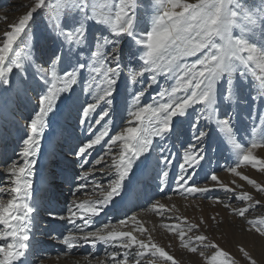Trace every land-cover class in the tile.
<instances>
[{
  "label": "snow or ice",
  "instance_id": "obj_1",
  "mask_svg": "<svg viewBox=\"0 0 264 264\" xmlns=\"http://www.w3.org/2000/svg\"><path fill=\"white\" fill-rule=\"evenodd\" d=\"M27 7L0 37V87H11L16 74L25 90L30 81L40 89L18 158L6 168L8 186L0 183V264H26L31 254L41 210L33 177L42 140L50 114L72 101L77 87L86 97L77 111L88 139L72 150L79 170L64 177L72 197L64 214L45 207L48 216L72 225L61 240L65 256L81 244L99 242L107 246L104 258L85 255L83 264H179L138 214L93 227L122 196L134 167L156 151L161 191L175 163L174 190L185 199H207L218 188L225 197H213V203L241 219L261 203L247 191L237 192L244 186L235 179L230 187L217 170L205 169L211 152H228L232 162L223 170L264 194V185L238 171L251 166L264 172V159L254 154L264 148V0H150L143 15L140 0H30ZM36 15L46 26L39 56L33 55L29 36ZM153 86L159 90L145 102ZM238 118L248 122L242 135L236 131ZM178 133L187 139L180 143L177 163L170 141ZM97 146L103 151L92 160ZM201 172L203 186L195 180ZM97 174L107 177V184L96 180ZM237 202L244 206H234ZM146 210L174 221L160 227L203 264H238L205 234L211 226L203 217L194 223L171 215L179 211L175 205L158 200ZM219 215L210 218L217 227L223 222ZM246 224L247 231L264 237V216ZM239 252L248 264H257L243 246Z\"/></svg>",
  "mask_w": 264,
  "mask_h": 264
},
{
  "label": "rangeland",
  "instance_id": "obj_2",
  "mask_svg": "<svg viewBox=\"0 0 264 264\" xmlns=\"http://www.w3.org/2000/svg\"><path fill=\"white\" fill-rule=\"evenodd\" d=\"M29 3L30 0H0V37L3 36L5 30H8V26L10 24L16 23L19 17L29 10L27 7ZM140 3L142 6L141 14L143 15L145 12V6L150 7V0H140ZM45 35L46 26L44 18L41 15L34 16V22L31 23V26L29 28V36L31 37L30 43L34 49L33 55L39 56L40 52L46 47V41L44 39ZM21 48H23V45H21ZM12 79L13 84L11 87L7 88V90H5L4 87H0V140L2 139L1 142L6 141L4 149L7 152L5 153V156L7 159L11 156L13 158L11 160L13 161L18 158L17 154L22 148V139L26 136L28 132L27 122L34 114V112L38 110V95L40 89L37 87L34 81H30L28 83L27 89L25 90L24 85L20 83V80L16 74L12 76ZM138 87L140 86L138 85ZM158 90L159 86L151 87L146 93L144 101L148 102L149 97ZM76 94L77 95L72 98V101H65L61 103L59 105V110L56 111L54 114H50L49 116L50 123L49 127L45 132V136H50L51 142L54 139L55 141L50 144V148H48L44 146L45 141L43 138L42 147L44 146L46 149H48L45 153L47 155L50 153L52 154L54 150V154H52V156L54 157L57 146H61L63 148L64 154H74L72 150L76 146H78L82 141L86 140H83L81 137L80 141L74 143L72 142V140H70V138H68V136L72 135L70 128L72 130H75V132H80L84 136L85 132L82 131H87L88 127L87 124L83 126L79 124L77 111L80 105L86 99V97L80 95L79 87L76 88ZM122 108L123 99L121 98V109ZM238 121L239 122L237 123L236 131L238 132V134L242 135L245 129L248 127V122L240 120L239 118ZM117 123H119L118 119L116 120V125ZM115 130H117L116 126H114V131ZM76 137V134L73 135L74 140H76ZM185 139H187L186 136L179 135L178 133V135L176 137H173L172 141H170V143L174 145L170 148V151L175 153V161L177 163L179 162L180 156V143L183 142ZM9 140L11 141L10 144H8ZM68 142H70L71 144H69ZM17 143L19 144L18 146ZM11 151L13 152L11 153ZM102 151V146H97L95 149L91 150L90 159L94 160L96 156L101 154ZM254 154L257 155L259 158L264 159V148H259L255 150ZM2 155L4 158V154ZM158 155L159 152L156 151L153 152V154L148 158L147 161H144L142 158L141 163L146 162L147 164V167L144 164V170L146 172L140 173L139 175L137 173L135 175L144 177L139 180L138 178H136L135 175L132 176L131 174L130 181L127 185L129 194L130 192L137 191V189H139V191H137V194H140V196L138 197V201L142 203L144 202V206L139 207V210H142V212L138 214V218L144 222L145 227L149 228L150 230L153 228L155 229V231L152 232L155 242L164 247L165 250L168 251L169 254L172 255L179 262V264H203V262L198 256L190 254L186 250L181 249L179 246L178 239L173 234L160 227V224L162 222L173 223L174 221L169 220L167 217H164L162 219L156 213H153L150 210H146L150 209V205L152 202L158 200L165 205H175V207L179 211L174 212L171 215L186 216L188 217L190 222L194 223H199L200 218L203 217L211 226L208 231L205 232V234L208 235L210 239L215 240V242L218 243L224 250L228 251L238 261V264H248L246 258H244L242 253L239 252L240 246H243L245 250L250 253L252 258L257 260V264H264V237L259 236L254 231L246 230L247 219H256L257 217L264 216V194H257L251 186L247 185L246 181L241 180L239 177H233L230 173L225 172L223 170L232 162L231 159H229L230 154L228 152H211L210 155L212 156V160L209 165H206L205 171L217 170V174L219 175L220 179L224 183L229 184L230 187L233 186L231 184V181L235 179L237 183L242 184L244 186L242 189H237V192L247 191L254 196L255 200L261 201V203L256 205L255 208L249 210V213L246 214V219L232 217L222 206L213 203V197H225V193L219 190L218 188L210 192L208 194L207 199H201L199 197L195 199L191 197L185 199L184 197H182L179 193L174 190V181L177 171L175 163L170 169L168 187H164L163 191H161V187L163 186L160 185V177L157 175L159 169L156 165V157ZM74 158L76 159V157ZM7 163L8 161L3 159V161L0 163V170L1 167L6 165ZM50 166L52 173L55 174V166L50 164L48 168ZM71 167H73V164ZM238 171H241L242 174L248 175L250 178L255 179L258 183L264 185V172H259L256 169L251 168V166H242L240 169H238ZM3 177L5 178V174L3 175ZM95 179L98 181H102L104 184H107L108 182V178L100 174H97L95 176ZM195 180L196 183L200 186H203L207 182L205 180V175L203 172L199 173L195 177ZM35 183H42L40 187L36 185L37 188H39L40 190H46L47 186L43 178L36 179ZM4 186H8L5 182V179ZM228 195L230 196L231 194ZM168 197H171V199H168ZM135 201L136 200L133 197V199H131L132 204ZM125 203V200H122L120 205L129 207L132 205H128ZM234 206L244 205L240 202H237V205ZM135 208H138V206H136ZM114 210L117 211L118 216H124L123 212H119L120 208H114ZM110 211L111 208L106 211L108 215L106 216L107 221H104V223H115L114 217L116 216L112 217L109 214ZM216 213H220V215L217 216V220H221V218L223 219V222L220 223L218 227L210 219ZM126 217H119V219H124ZM201 231H204V229L202 228ZM101 247H103V251L105 252L107 246L104 244L103 246H98L97 249L99 248L100 250H94V252H100ZM54 249L56 251L59 248L54 247L53 244H51L48 248L49 251H54ZM86 249L87 250L84 251H88V249L90 251H93L91 246H88ZM41 253L42 252L40 251H34L32 253V257H34L32 262L34 264H41V262L45 264L48 260V262L52 263L55 258L57 261H53L52 264H56L58 261L61 260L65 263H68L69 261H67V258L72 257L81 260L82 262L80 264H83L82 258L84 255H75L72 257H65V259H63L61 258L63 253H60L56 257L49 255H40ZM57 257H59L60 259ZM97 257L104 258L103 253L97 255Z\"/></svg>",
  "mask_w": 264,
  "mask_h": 264
},
{
  "label": "bare ground",
  "instance_id": "obj_3",
  "mask_svg": "<svg viewBox=\"0 0 264 264\" xmlns=\"http://www.w3.org/2000/svg\"><path fill=\"white\" fill-rule=\"evenodd\" d=\"M49 147H50V146H49ZM43 148H44V149H43V152L46 153V151H47L48 149H46L44 146H43ZM51 149H52V148H51ZM49 150H50V149H49ZM137 177H138V176H137ZM35 185H38V187H40V186L42 185V183H38V184L35 183ZM131 199H133L132 196H129L127 199H125V202H126L125 204L131 205V204H132ZM120 204H121V202L119 203V205L116 206L115 209H119L118 206L120 207ZM106 209H107L106 211H108V210L110 209V207H107ZM142 215H143V214H142ZM63 221H64V220H60V222H62V223H63ZM34 243H35V240H33V239H32V236H31V245L34 244ZM85 245L91 246L90 244H84L83 246H79V247H77V248L71 250V253H73V252H75V251H78L79 248H80L79 250H81V249H82L83 251H84V250H87L86 248H87L88 246H85ZM98 246H103V244L98 242V243L96 244L95 247L91 246V247H92V250H93L92 252H94V250H97V251H98V249H99V248L97 249ZM94 248H95V249H94ZM65 249H66V248H65ZM60 250H61V249H60ZM60 250L57 249L56 251L61 252ZM90 250H91V248H90ZM99 250H100V249H99ZM54 251H55V249H54ZM62 256L64 257L63 259H65V257H68V256H64L63 254H62ZM62 256H61V257H62ZM59 259H60V258H59ZM55 260H56V258H55ZM55 260H53V261L55 262ZM53 261H52V263H53ZM56 261H57V260H56ZM67 261H69V262H68V263H67V262L65 263V262H63V261L61 260V261H58L56 264H75L77 261H80V263L82 262L81 260H79V259H75V258H73V257H72V258H67ZM52 263L48 262V263H45V264H52ZM26 264H31V262L28 260V258L26 259Z\"/></svg>",
  "mask_w": 264,
  "mask_h": 264
}]
</instances>
